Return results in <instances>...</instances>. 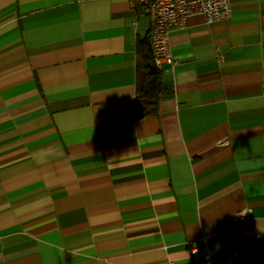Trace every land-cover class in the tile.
<instances>
[{
    "label": "crops",
    "instance_id": "0c3cea01",
    "mask_svg": "<svg viewBox=\"0 0 264 264\" xmlns=\"http://www.w3.org/2000/svg\"><path fill=\"white\" fill-rule=\"evenodd\" d=\"M229 1L170 28L136 118L137 0H0V264H203L243 207L259 249L264 0Z\"/></svg>",
    "mask_w": 264,
    "mask_h": 264
},
{
    "label": "built area",
    "instance_id": "2783aa9c",
    "mask_svg": "<svg viewBox=\"0 0 264 264\" xmlns=\"http://www.w3.org/2000/svg\"><path fill=\"white\" fill-rule=\"evenodd\" d=\"M137 3L148 18L149 46L157 69L163 63L171 66L177 63L170 52L168 32L171 27L181 26L186 17L193 13H200L207 22H213L228 17L231 11L229 0H137ZM250 212L249 207L235 212L233 222L238 224L235 239L218 243L214 247H205L203 264H264V236L259 249L253 254L242 257L237 248L238 244L260 237L256 229L245 225Z\"/></svg>",
    "mask_w": 264,
    "mask_h": 264
},
{
    "label": "trees",
    "instance_id": "16d2710c",
    "mask_svg": "<svg viewBox=\"0 0 264 264\" xmlns=\"http://www.w3.org/2000/svg\"><path fill=\"white\" fill-rule=\"evenodd\" d=\"M136 51L139 55L140 65L135 79L134 116L140 118L157 110L162 92L160 70L153 63L148 32L138 39Z\"/></svg>",
    "mask_w": 264,
    "mask_h": 264
}]
</instances>
